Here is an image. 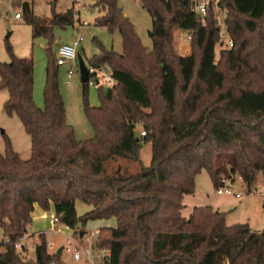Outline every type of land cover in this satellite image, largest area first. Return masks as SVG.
Here are the masks:
<instances>
[{
  "label": "trees",
  "instance_id": "obj_1",
  "mask_svg": "<svg viewBox=\"0 0 264 264\" xmlns=\"http://www.w3.org/2000/svg\"><path fill=\"white\" fill-rule=\"evenodd\" d=\"M137 1L152 18V51L119 0L95 3L103 13L96 26L120 34L122 53L101 46L89 60L91 66H111L118 82L100 91V107L89 104L88 84H82L93 139L79 140L67 120L51 50L53 29L75 25L74 8L57 14L53 7L49 24L34 16L30 21L33 37L50 45L44 109L34 99L33 58L17 57L7 43L10 63H0V89L9 93L4 113L17 116L30 136L31 157L21 159L5 136L0 264H65L49 253L45 234L38 237L35 260L22 256L35 205L49 211L52 204L60 225L77 236L80 223L116 220V228L102 229L95 244L109 253L104 264H264V233L249 224L228 226L226 214L210 206L194 208L189 218L181 214L202 171L217 189L240 178L248 193L264 177V0H219L205 16L194 12V0ZM18 5L32 14L28 2ZM222 11L233 48L221 50L217 62ZM178 33L191 37L190 55L178 53ZM228 73L235 74V84ZM139 126L145 137L137 134ZM142 143L152 144L149 167L136 174L107 171L106 163L117 158L138 163ZM78 202L91 207L82 217Z\"/></svg>",
  "mask_w": 264,
  "mask_h": 264
},
{
  "label": "rangeland",
  "instance_id": "obj_2",
  "mask_svg": "<svg viewBox=\"0 0 264 264\" xmlns=\"http://www.w3.org/2000/svg\"><path fill=\"white\" fill-rule=\"evenodd\" d=\"M195 1V0H194ZM198 1V0H196ZM216 3L219 0H212ZM1 9L4 10L9 1L5 0ZM96 0H81L80 5H74V0H28L31 7L32 14L25 15L24 11L18 5L15 7L14 13L21 12L23 18L21 20H0V63H10V56L7 50V43H9L15 55L19 58H33L35 63L34 71V99L36 105L40 109L45 108L44 91L47 79V68L51 64L49 58L50 45L45 37H33V28L30 25L31 18H41L46 24L52 21L53 7L57 14L66 13L68 10L74 8L78 11L81 10L82 22H87L88 26L79 31L83 35V44L80 49V54L89 65V60L101 53V46L106 50H113L116 53H122V39L118 32L110 33L105 28L96 26V20L103 13L95 7ZM55 5V6H54ZM85 7L87 12L82 11ZM119 6L124 11L126 17L133 23L136 33L142 45L148 50H153V40L150 36L153 30L152 18L148 11L144 9L137 0H119ZM226 12L222 11L218 17L222 32L226 34L225 27ZM78 17L75 18V22ZM76 29L70 26L66 29L54 28L53 36L54 43L51 47L52 53L56 56L57 49L60 45L70 43L76 36ZM178 46L177 50L181 56H187L191 53L190 40L187 39L188 34L178 33ZM226 49V43L222 46L216 47V60L220 59L219 53L221 50ZM69 67H60L58 70V84L60 93L63 97L66 110L67 120L71 126L74 127L76 136L79 140H89L94 138V130L87 120L84 112V103L82 97L83 85L80 79V74H75L71 79L68 77ZM233 78L235 84V74L228 73ZM101 89L89 87V104L92 107H100L102 105ZM104 93L106 90L102 89ZM9 98V93L5 89H0V152H5V136H7L12 143L13 149L17 152L21 159L28 160L31 157V138L25 132L24 127L17 116L10 117L4 113V104ZM140 135L142 128L139 126L136 130ZM152 161V144L142 143L140 149V161L134 163L121 158L111 160L106 163L105 168L109 173L117 171H129L133 174L139 173L142 167H149ZM264 186V177L259 178L256 189L260 190ZM234 189L242 194L241 199L235 197L218 195L217 188L214 187L210 175L206 171H202L196 178V189L193 196H186L184 200V209L181 212L184 218H189L192 211L196 207L214 205L215 211L217 207H221L226 214V224L233 226L237 224H249L251 229L255 232L264 233V196L259 192L253 190L248 193L246 185L240 178H236ZM91 210V207L81 202L77 203V213L79 217L84 216ZM48 227L42 231L35 232L45 234L48 240L52 243V251L55 249L63 248L68 240L67 237L72 236V232L63 231L62 226L58 225L56 230H51ZM117 222L115 219L110 220H96L90 221L86 225L79 224L77 229L79 236L83 234V238L75 237L78 239L80 248L88 249L91 247L94 255L96 256V264H102L103 252L99 251L95 244L97 237L92 236L96 231L102 229L116 228ZM81 233V234H80ZM106 233H102V237H106ZM39 237V236H38ZM25 241L27 251L22 253L23 258L27 260H35V240L37 238ZM86 238V239H85ZM4 235L0 229V253L5 251L2 246ZM49 244V243H48ZM31 248V249H30ZM57 252V251H56ZM62 259L65 264H84L76 263L67 253H63Z\"/></svg>",
  "mask_w": 264,
  "mask_h": 264
},
{
  "label": "built area",
  "instance_id": "obj_3",
  "mask_svg": "<svg viewBox=\"0 0 264 264\" xmlns=\"http://www.w3.org/2000/svg\"><path fill=\"white\" fill-rule=\"evenodd\" d=\"M9 5L2 10L1 6L2 4H5L4 1H0V20H21L23 18V14L21 12L14 13L15 7L13 6L16 2L19 3H26L28 0H8ZM195 7L194 12L196 14L205 16L208 12V8L210 3H213L214 7L217 8L218 3L212 1V0H198L194 1ZM74 5H80L81 0H74ZM74 16L75 18L78 17V20L75 22V29L77 31L76 36L73 38V40L70 43H65L59 46L56 52V61L57 66L59 67H69L68 71V77L71 79L75 74H80L79 71V62H78V56L80 54V49L82 48L83 44V35L79 31L83 30L88 26L87 22H82L80 16H81V10H76L74 6ZM82 11L87 12L86 8L83 6ZM188 40L191 39V37L188 35ZM221 39L223 44L226 43V49L233 48V43L230 41L229 36L227 33H221ZM88 73H89V80L87 82L88 87H94L99 89H104L106 91L113 90L115 87L118 86V82L114 77V70L111 66L105 65V66H91L88 65ZM141 137H145V133L142 131L140 133ZM235 183L230 180H224L223 185L217 189L218 195H225V196H231L235 197L236 199H241L242 194L237 192L234 189ZM254 191L259 192L261 195L264 196V186L258 190L255 189ZM54 225L57 227L60 225V220L55 217L54 218ZM66 231L72 232L73 230L70 229L67 226L61 225ZM100 235V231H96L93 233L92 236L98 237ZM80 238H83L81 236H78ZM68 240L66 242L65 247H63V253H67L69 256L72 257L74 262L76 263H84V264H96V256L93 253V250L90 248L88 249H81L78 239L75 237L74 232L72 233V236L67 237ZM86 239V238H85ZM16 248L18 250L21 249V244L17 245ZM103 252V260L102 264H104V261L106 259V256L109 255L106 251Z\"/></svg>",
  "mask_w": 264,
  "mask_h": 264
},
{
  "label": "crops",
  "instance_id": "obj_4",
  "mask_svg": "<svg viewBox=\"0 0 264 264\" xmlns=\"http://www.w3.org/2000/svg\"><path fill=\"white\" fill-rule=\"evenodd\" d=\"M179 35H182V33H180ZM209 206L212 207L213 209L215 208L214 205H212V204ZM202 207H204V206H202ZM222 210L223 209L221 207H217V211L224 213V211H222ZM55 217H56V214H55V209H54L53 204L51 205L49 211H45L39 205H35L34 212L32 213V224L29 227L28 235H26L24 240H23V246L25 247L26 251H27V247H26L25 241L26 240L28 241L29 239H32L35 237H38L41 234V233H35V232L42 231L43 229L48 227V225H50L49 228L51 230H53V231L56 230V227H55L54 222H53ZM62 230L66 231L64 228ZM67 232H69V231H67ZM47 240H48V238H47ZM38 241L39 240H37V242H36V240H35V243H34L35 247L38 244ZM48 243H49V253L50 254H55V253L57 254V252L62 248L61 247L57 250L55 249V251L53 252L52 251V249H53L52 243L49 240H48ZM34 251H35V249H34ZM62 255H63V253H62ZM62 255H61V257H62Z\"/></svg>",
  "mask_w": 264,
  "mask_h": 264
},
{
  "label": "water",
  "instance_id": "obj_5",
  "mask_svg": "<svg viewBox=\"0 0 264 264\" xmlns=\"http://www.w3.org/2000/svg\"><path fill=\"white\" fill-rule=\"evenodd\" d=\"M150 36H152V32H151ZM78 62H79V71H80L81 82H82V84L87 83L89 80L88 66H87V63L84 60V58L81 56V54H79V56H78ZM82 236H83V234L81 235V237ZM62 253H63V248H61L57 252V255L61 256Z\"/></svg>",
  "mask_w": 264,
  "mask_h": 264
}]
</instances>
